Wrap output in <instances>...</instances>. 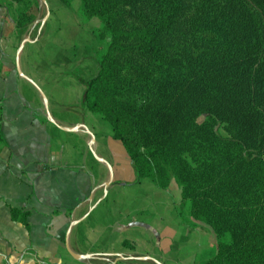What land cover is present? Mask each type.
Masks as SVG:
<instances>
[{
    "label": "trees",
    "instance_id": "obj_1",
    "mask_svg": "<svg viewBox=\"0 0 264 264\" xmlns=\"http://www.w3.org/2000/svg\"><path fill=\"white\" fill-rule=\"evenodd\" d=\"M80 1L107 45L81 108L111 125L137 180H174L213 230L199 264H264V0Z\"/></svg>",
    "mask_w": 264,
    "mask_h": 264
},
{
    "label": "crops",
    "instance_id": "obj_2",
    "mask_svg": "<svg viewBox=\"0 0 264 264\" xmlns=\"http://www.w3.org/2000/svg\"><path fill=\"white\" fill-rule=\"evenodd\" d=\"M101 28L80 0H0V264H199L217 254L177 183L137 180L111 125L81 108L82 81L107 50ZM69 230L71 250L89 258L68 252Z\"/></svg>",
    "mask_w": 264,
    "mask_h": 264
},
{
    "label": "water",
    "instance_id": "obj_3",
    "mask_svg": "<svg viewBox=\"0 0 264 264\" xmlns=\"http://www.w3.org/2000/svg\"><path fill=\"white\" fill-rule=\"evenodd\" d=\"M111 172V180L109 181L108 185H110V182H112L113 180V174H112V171L110 170ZM78 222H74L72 225H71V228L76 225ZM71 230V229H70ZM70 230L68 231V234H67V242H66V247H67V250L68 252L71 254V256L76 259V260H83L85 258H89V256L87 255H80V254H77V253H74L71 248H70V245H69V236H70Z\"/></svg>",
    "mask_w": 264,
    "mask_h": 264
},
{
    "label": "rangeland",
    "instance_id": "obj_4",
    "mask_svg": "<svg viewBox=\"0 0 264 264\" xmlns=\"http://www.w3.org/2000/svg\"><path fill=\"white\" fill-rule=\"evenodd\" d=\"M204 119H205V117L202 116V117L199 119V122H200V123L203 122ZM106 125H109V124L106 123ZM219 131H220V133H221L223 136H227V134L223 131V129H219ZM192 220H193V219H192ZM194 222L197 223L198 221H195V220H194Z\"/></svg>",
    "mask_w": 264,
    "mask_h": 264
}]
</instances>
